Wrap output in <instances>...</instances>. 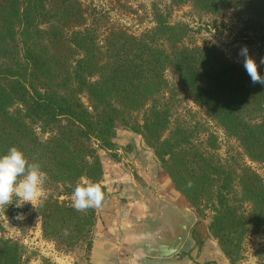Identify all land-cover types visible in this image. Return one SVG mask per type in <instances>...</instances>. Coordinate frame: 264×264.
<instances>
[{
  "label": "trees",
  "instance_id": "16d2710c",
  "mask_svg": "<svg viewBox=\"0 0 264 264\" xmlns=\"http://www.w3.org/2000/svg\"><path fill=\"white\" fill-rule=\"evenodd\" d=\"M169 1L137 36L101 30L81 0H0V156L16 146L47 173L36 210L43 237L67 251L82 243L90 251L97 209L77 212L72 193L85 177L106 197L100 150L115 148L122 125L145 138L189 206L212 212L209 231L234 264L244 239L264 228V178L244 159L221 156L210 122L243 157L264 164V85L216 45L189 44V25L170 17L171 9L191 6L248 21L247 9L264 0ZM258 71L264 77V64ZM182 90L210 122L174 118ZM4 230L0 221V264H30Z\"/></svg>",
  "mask_w": 264,
  "mask_h": 264
},
{
  "label": "rangeland",
  "instance_id": "374dc122",
  "mask_svg": "<svg viewBox=\"0 0 264 264\" xmlns=\"http://www.w3.org/2000/svg\"><path fill=\"white\" fill-rule=\"evenodd\" d=\"M81 1L87 9L90 22H97L101 30L106 31L114 26L123 28L137 36L155 25L154 11L156 9L167 11L170 3L169 0ZM258 2V4L254 3L253 8L247 9L245 18L248 21H244L234 13L223 19L217 18L202 14L191 6L171 9L173 11L170 21L174 23L183 22L189 25L192 30L187 40L189 44L216 45L230 59L240 64H243L244 61V57L239 55L240 49L247 46L249 55L258 66H261L263 65L260 62L261 58H264V2ZM181 98L182 106L175 113L174 118L181 123L186 122L188 124L197 120L210 122L205 112L193 102L188 92L182 90ZM210 124L212 125L211 131L218 136L221 156L230 160L244 159L264 178V164L251 162L243 157L238 143L227 138L223 130L214 126L213 123L210 122ZM115 144L113 150H100L102 162L103 160H128L126 164L129 165L130 171L134 172L138 168L142 170L145 167L143 166L145 165L143 161H145L148 162L147 165L151 164L153 167L151 171L154 173H166L153 149L149 147L141 135L121 125L117 128ZM133 160L137 161L139 167H137L136 162L132 163ZM161 192L166 193L165 190H161ZM13 199V203L0 208V221L5 228L1 235L18 240L25 247L24 258H28L30 264H89L88 255L90 252L85 243L67 251L59 247L54 241L43 237L41 218L36 214L39 203L34 207L31 203L25 202L18 207L17 203H22V201L16 200L15 197ZM175 201L178 203L177 199ZM169 202L174 204V199L169 198L168 195L166 197L155 196L154 199L150 200L153 210H159V207L164 208ZM180 214L193 218L188 243L185 244L184 251H187L191 245H194L192 250L196 251L204 239L208 242L209 240H216L208 228L213 215L209 209L204 211L205 215H202L190 205V207L184 208ZM143 223L145 224V221ZM177 232L161 231L159 239H168ZM149 241V239H144V243ZM211 241L210 243L213 244ZM263 247L264 228L260 233L250 234L244 239L241 245V257H236L234 264H259L260 249Z\"/></svg>",
  "mask_w": 264,
  "mask_h": 264
},
{
  "label": "crops",
  "instance_id": "0c3cea01",
  "mask_svg": "<svg viewBox=\"0 0 264 264\" xmlns=\"http://www.w3.org/2000/svg\"><path fill=\"white\" fill-rule=\"evenodd\" d=\"M134 162L139 167L137 161ZM126 163L128 160H103L102 184L106 186L107 195L97 209L89 264H129L133 256L137 264H230L216 240L208 242L204 239L196 251L192 250L194 245L184 251L188 237L175 255L166 258L150 256L148 245L162 241L159 239L161 231H178L180 212L190 206L166 173H154L151 164L147 165L145 161L142 170L138 168L132 172ZM163 189L165 194L161 192ZM167 195L174 199V204L169 202L164 208L153 210L150 200ZM144 239L150 241L144 243Z\"/></svg>",
  "mask_w": 264,
  "mask_h": 264
},
{
  "label": "clouds",
  "instance_id": "9594fccd",
  "mask_svg": "<svg viewBox=\"0 0 264 264\" xmlns=\"http://www.w3.org/2000/svg\"><path fill=\"white\" fill-rule=\"evenodd\" d=\"M239 55L244 57L243 66L252 83L264 85V77L260 75L256 61L249 55L247 46L240 49ZM260 62L264 64V58ZM46 180L47 173L42 171L39 163L29 162L22 150L16 146L10 147L6 154L0 156V208L13 203L14 197L22 201L17 203L18 207L25 202L34 207L37 203L43 204ZM188 186H191V182ZM104 199L105 193L99 182L81 177L72 193V207L77 212H87L100 208ZM65 234H68L67 229ZM129 264H137L135 256L129 260Z\"/></svg>",
  "mask_w": 264,
  "mask_h": 264
},
{
  "label": "water",
  "instance_id": "95a60500",
  "mask_svg": "<svg viewBox=\"0 0 264 264\" xmlns=\"http://www.w3.org/2000/svg\"><path fill=\"white\" fill-rule=\"evenodd\" d=\"M192 223L193 218L181 216L178 219V232L169 239L158 243H150L148 245V254L153 257L166 258L178 253L186 242Z\"/></svg>",
  "mask_w": 264,
  "mask_h": 264
}]
</instances>
